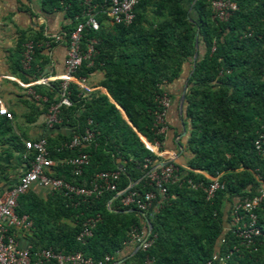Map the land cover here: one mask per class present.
<instances>
[{
    "label": "trees",
    "instance_id": "1",
    "mask_svg": "<svg viewBox=\"0 0 264 264\" xmlns=\"http://www.w3.org/2000/svg\"><path fill=\"white\" fill-rule=\"evenodd\" d=\"M84 1L40 0V6L61 11L70 21L63 30L66 39L83 21ZM108 1L88 0L98 28L83 31L80 48L84 51L94 40L93 54L74 73L75 78H84L101 71L99 86L106 95L93 92L81 97L77 87L68 84V105L59 107L57 123L70 124L73 130L58 140L45 138L51 160L82 152L88 163L78 177L65 164L52 168V175L87 187L95 174L119 169L117 192L128 187L139 194L153 192L145 174L160 161L147 145L162 150L163 134L152 126L156 97L181 77L186 81L180 115L187 130L181 145L184 167L168 163L178 179L166 185L160 207L144 212L150 225L147 235L140 212L121 207L114 192L71 206L58 192L41 200L27 190L17 198L15 212L27 215L32 227L17 240L23 239L33 252L50 248L95 260L113 255L134 230L149 245L138 248L124 264H204L215 250L221 255L233 247L237 252L226 264H264V198L254 210L259 235L253 247L239 246L231 228L225 230L232 205L264 186V0H230L235 10L224 21L211 17L212 0H139L128 26L104 24L102 11ZM58 87L53 86L52 93ZM44 97L45 108L58 101L52 94ZM85 129L93 132L89 144L61 146ZM258 136L259 151L253 146ZM15 149L26 153L23 145ZM217 175L222 188L209 200L201 189L187 184L204 187ZM95 216L91 236L78 242L81 223Z\"/></svg>",
    "mask_w": 264,
    "mask_h": 264
},
{
    "label": "built area",
    "instance_id": "2",
    "mask_svg": "<svg viewBox=\"0 0 264 264\" xmlns=\"http://www.w3.org/2000/svg\"><path fill=\"white\" fill-rule=\"evenodd\" d=\"M139 0H109L108 5L102 11L106 21L110 25L128 26L134 18V7ZM82 12L83 21L78 22L66 37V55L63 62V72L55 80L59 82V98L55 104H51L45 115V124L48 127L58 122V109L62 105H68L66 94L67 86L72 83L78 88H83L81 78H75L74 73L83 60H88L93 54L94 41H89L84 51L80 48L81 35L86 29L97 30L98 23L93 13V5L88 0L84 1ZM235 10V4L230 0H212L210 2L211 17L218 21H224ZM61 36L54 37L58 41ZM63 37V36H62ZM33 44L28 42L23 45L20 64L23 69H27L33 53ZM3 79H10L0 74V82ZM42 81V80H41ZM157 110L153 113L152 126L155 133L163 134L166 129L165 112L170 104V98L166 93L156 97ZM0 116L10 119V113L5 109L0 99ZM93 137V132L85 129L81 134L72 135L68 142L61 146L66 149L80 148L89 144ZM261 136L253 142L254 149L259 151ZM145 148L146 145L143 143ZM23 147L31 155L29 166L26 171L9 188L0 193V264H108L111 255H105L100 259L85 257L79 252L62 253L53 251L50 248L31 251L30 245H21L17 240L19 235L28 233L32 227L31 220L25 214H17V198L24 194L32 185L46 189L48 192H58L66 198L71 206H76L80 201H84L91 196H98L103 192H114L121 207H133L141 213L149 212L160 207L166 200V185L178 179V174L170 164L164 166H153L146 172L145 176L153 187V192L139 194L131 187L117 192L115 181L119 175V169L104 171L95 174L87 187H80L70 184L52 175V168L57 164H65L70 167L71 174L78 177L81 170L88 163V156L85 153H78L72 158L51 160L48 157L47 143L44 137L35 140H26ZM148 149V148H147ZM57 151V149H56ZM145 167V165H143ZM187 184L191 189L199 188L205 194V199L212 198L216 190L222 188L218 181V175L209 180L206 186L201 183L194 185L190 181ZM264 198V186H260L257 194L237 202L232 205L230 211V223L226 225L231 228L238 245L249 249L254 246L255 238L259 235L256 225V209L260 200ZM98 221V216L85 219L80 226V231L76 240L82 243L91 236V230ZM127 240L137 243L139 248L145 249L149 242L146 237L142 238L134 230L128 233ZM222 240L220 239V242ZM116 252V251H115ZM237 252L236 248L228 250L226 254L219 255L215 250L210 259L204 264H226L228 258Z\"/></svg>",
    "mask_w": 264,
    "mask_h": 264
},
{
    "label": "crops",
    "instance_id": "3",
    "mask_svg": "<svg viewBox=\"0 0 264 264\" xmlns=\"http://www.w3.org/2000/svg\"><path fill=\"white\" fill-rule=\"evenodd\" d=\"M69 23L61 11L43 10L40 0H0V74L10 78L0 82V99L11 115L10 119L0 116V193L14 184L29 166L30 154H20L15 148L21 147L26 140L40 137L58 140L73 130L70 124L65 123L46 126L48 108L44 105L46 93L52 94V100L59 98V91L52 93V87L59 84L55 78L63 72L66 39L62 36ZM104 24L110 25L107 21ZM56 36H61L58 41L54 40ZM28 42L34 46L30 70V63L28 70L20 64L23 45ZM102 76V72L96 70L81 78L85 89L77 87L78 94L81 97L93 92L106 95L99 86ZM183 78L165 87L170 104L165 112L162 150L158 151L155 145H147L160 158L159 162L170 160L180 167H184L185 163L186 153L181 145L187 134L177 109L185 82ZM138 138L142 142L143 138L139 135ZM28 191L41 200L49 195L46 189L36 185H32ZM19 242L25 244L23 239ZM137 245L125 240L121 248L111 255L108 264H124L137 251Z\"/></svg>",
    "mask_w": 264,
    "mask_h": 264
},
{
    "label": "water",
    "instance_id": "4",
    "mask_svg": "<svg viewBox=\"0 0 264 264\" xmlns=\"http://www.w3.org/2000/svg\"><path fill=\"white\" fill-rule=\"evenodd\" d=\"M193 58H194V55H193ZM192 65H193V63H192ZM185 87H186V81L184 82V84H183V87H182V91H181V93H180V95H179V99H178V104H177V109H178V112L179 113H181V107H182V102H183V96H184V90H185ZM122 112V111H121ZM184 134V131H182V135ZM142 142H143V140H142ZM144 143V142H143ZM169 162H171L170 160H164V161H161V162H159L158 164H157V166H164V165H166V164H168ZM115 197V196H114ZM109 204V201L107 202V204L106 205H108ZM128 211H130V210H128ZM143 218H144V220H145V223H146V229H147V233H146V235L148 234V232H149V230H150V225H149V222L147 221V219H146V217H145V215H144V213H139ZM139 248V245H137V249Z\"/></svg>",
    "mask_w": 264,
    "mask_h": 264
}]
</instances>
